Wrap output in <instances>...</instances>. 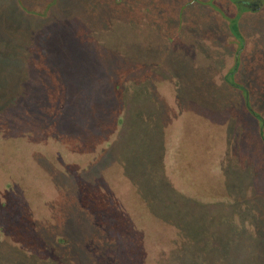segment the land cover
I'll return each mask as SVG.
<instances>
[{"label": "rangeland", "instance_id": "1", "mask_svg": "<svg viewBox=\"0 0 264 264\" xmlns=\"http://www.w3.org/2000/svg\"><path fill=\"white\" fill-rule=\"evenodd\" d=\"M260 193L264 0H0V264H264Z\"/></svg>", "mask_w": 264, "mask_h": 264}, {"label": "flooded vegetation", "instance_id": "2", "mask_svg": "<svg viewBox=\"0 0 264 264\" xmlns=\"http://www.w3.org/2000/svg\"><path fill=\"white\" fill-rule=\"evenodd\" d=\"M260 0H233L232 3L236 5H241L243 8H245L247 11L253 9L254 6H257V2Z\"/></svg>", "mask_w": 264, "mask_h": 264}, {"label": "trees", "instance_id": "3", "mask_svg": "<svg viewBox=\"0 0 264 264\" xmlns=\"http://www.w3.org/2000/svg\"><path fill=\"white\" fill-rule=\"evenodd\" d=\"M231 1H233V0H231ZM242 11H247L245 8H243L242 7ZM229 76H227V78H228ZM229 84L234 88V87H236L237 88V86H235V84L234 83H232V81H230L229 82ZM101 95H104L103 93L101 94ZM63 102V101H62ZM115 104H117V105H119L118 104V102H116ZM114 104V105H115ZM63 105H64V102H63ZM113 108H109L108 107V110L106 111L107 112V115L106 116H104V117H106V118H103V120H108L109 122H111L112 121V118H113V116L115 115L114 114V109L112 110ZM108 117V118H107ZM259 171H262V169L261 168H259ZM239 225H243V224H241V223H239Z\"/></svg>", "mask_w": 264, "mask_h": 264}, {"label": "crops", "instance_id": "4", "mask_svg": "<svg viewBox=\"0 0 264 264\" xmlns=\"http://www.w3.org/2000/svg\"><path fill=\"white\" fill-rule=\"evenodd\" d=\"M231 1V0H230ZM226 79L228 80L229 79V77L227 78V76H226V78H225V81H226ZM228 82V81H227ZM230 82V81H229ZM228 85H229V83H227ZM246 120V119H245ZM247 121V120H246ZM256 197L257 198H260V199H264V197H262V195H261V193L260 194H257L256 195ZM233 226H236V224H233Z\"/></svg>", "mask_w": 264, "mask_h": 264}]
</instances>
